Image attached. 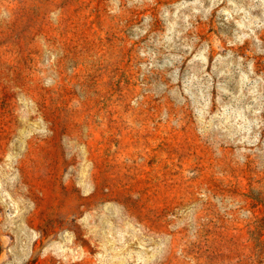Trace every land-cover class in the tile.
<instances>
[{
  "label": "rangeland",
  "instance_id": "374dc122",
  "mask_svg": "<svg viewBox=\"0 0 264 264\" xmlns=\"http://www.w3.org/2000/svg\"><path fill=\"white\" fill-rule=\"evenodd\" d=\"M0 264H264V0H0Z\"/></svg>",
  "mask_w": 264,
  "mask_h": 264
}]
</instances>
